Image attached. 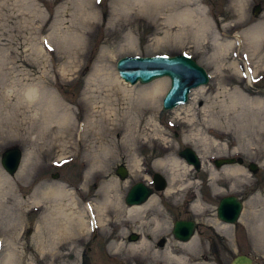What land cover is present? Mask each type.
<instances>
[{
  "label": "rangeland",
  "instance_id": "rangeland-1",
  "mask_svg": "<svg viewBox=\"0 0 264 264\" xmlns=\"http://www.w3.org/2000/svg\"><path fill=\"white\" fill-rule=\"evenodd\" d=\"M183 1L0 0V161L7 149L21 151L14 175L0 164V174L7 177L1 187L5 194L0 195L6 206L0 205V262L9 255V264H48L42 260L39 240L45 206L75 204L76 214L84 212L88 227L84 224L78 231L81 239L75 252L65 250L71 255L53 264H144L137 251L130 250L141 238L152 249L167 242L193 263L230 264L235 256L245 255L253 264H264V244L246 225L252 211L256 222H264V36L259 35L264 32V0ZM257 5L260 11L254 16ZM254 31L256 39L251 37ZM253 50L256 57L251 56ZM176 55L191 57L209 77L192 112L175 110L190 101L193 90L186 104L163 111L168 78L146 85L125 83L135 91L163 83L152 115L158 136L146 125L150 115H145L140 128H149L150 137H139L130 146L125 145L129 142L124 128L111 131L108 139L117 148L114 154L106 160H85L93 139L92 112L103 113L108 107L103 103L107 94L96 83L121 80L116 62L122 57ZM255 62L261 68L256 70ZM29 91L36 94L28 98ZM225 95L237 101L235 118L220 128L209 127L200 110L216 97L226 100ZM93 96L95 110L90 105ZM55 101L56 114L47 113L46 106ZM191 115L189 127L185 121ZM190 130H199L215 145L185 142ZM184 148L199 156V171L179 157ZM233 157L242 160L233 166L243 170L238 179L224 173L226 166L213 165L215 159ZM161 160L182 164L174 169V194L156 191L154 204L146 211L152 217L158 209L166 221V235L156 238L148 225L127 217L124 198L135 183L149 184L153 173L165 178L167 190L172 169ZM250 164L257 166L255 172L248 170ZM119 166L127 171L125 179L116 175ZM111 185L114 189L105 192ZM58 189L65 196L55 202ZM226 196H235L243 205L238 222L228 225V235L211 223L218 221L217 206ZM107 198L111 202L105 210ZM196 200L204 207L201 214L191 210ZM187 219L197 225L190 249L182 247L191 240L180 242L172 235L173 223ZM132 236L140 239L131 241ZM113 241L121 243L119 255L108 249Z\"/></svg>",
  "mask_w": 264,
  "mask_h": 264
},
{
  "label": "bare ground",
  "instance_id": "bare-ground-1",
  "mask_svg": "<svg viewBox=\"0 0 264 264\" xmlns=\"http://www.w3.org/2000/svg\"><path fill=\"white\" fill-rule=\"evenodd\" d=\"M179 1L184 2L183 0ZM262 34L264 36V32L259 33V35ZM251 37L253 39H256L258 37V32L254 31L253 33H251ZM224 46L226 47V45ZM256 55V50H253L251 52V56L256 57ZM253 64L256 70L261 68L257 62ZM248 72L249 71L247 69V73ZM249 73L247 75V79L251 81L252 76ZM121 80L109 81L105 79L100 84L96 83V86L107 94L105 96L106 101H103V103L108 105V107L106 112L103 113L100 110L92 112V119L89 122V125L94 130L92 133L93 139L92 142L87 145L86 151L83 155L85 160H106L114 154L117 148L108 139V135H110L111 131L124 128L126 131L124 137L126 140H128L127 142H129V144L125 143V145L130 146L131 142H134L139 137H150L151 135L150 133H148L149 128H147V131L145 128V130H141L140 128L142 118L145 115H150L146 120V125L152 128L154 132L153 136H158L155 130V125H153L154 119L152 115L155 112L156 104L159 101V96L156 95H160L162 93L163 83L160 81H156L144 89L135 91L132 87L127 86L128 83L125 84L126 82H124L123 80L122 82ZM119 93L121 96H119ZM203 93L204 91L202 86L194 89L191 94L190 101L185 106H180L175 111L184 109L188 113L192 112V107L199 102L200 97L203 95ZM35 94L36 93H31L30 91L27 92L28 98H31ZM225 96L226 100H219V97H216L214 98V101L207 103L201 108L200 111L203 116V121L209 127L210 125L214 124L215 126L220 128L222 124L230 123L234 120V114L236 112V109L238 108L237 101L234 100L231 95ZM94 98L95 96L92 97V102L90 104L93 106H91L92 110H95L97 108L95 107L97 101ZM57 105V101H55V104L52 106L47 105L45 108L46 112H52L53 114H56ZM118 105H124V107L119 110ZM56 119L59 120L58 118ZM62 121L64 120H60V122ZM193 121L194 118L191 115L185 121V123L190 127L193 126ZM263 124L262 126H264ZM43 135L45 136L46 133H44ZM183 140L185 142L197 141L203 145H215L216 143L215 141L208 142L206 139L201 137V133L199 130H190L189 133L184 136ZM159 163L169 164V166H171L172 171L171 173L167 174V179L169 180L170 185L168 186L167 190L165 189L166 191L164 190L163 192H165V194H174V192H172V185L174 184L175 178L177 177V173H175L174 171L178 169L182 163L176 160H161ZM234 165H226V168L223 169V171L232 179H238L240 177V173L243 172V170L237 167H233ZM222 167H225V165ZM213 174L214 173H211L212 178ZM3 182H7V177H3L0 174V195L1 193L3 194V192L5 194V190H1ZM113 187L114 186L111 185V187L107 188L105 192L109 191V189H114ZM54 195L55 198H53V201L57 202L56 197L62 198L65 196V193H63L61 189H58L57 191H55ZM4 199L5 198H3V202L2 204L0 203V205L6 207ZM110 202L111 201L109 198L105 199V202L102 205L105 210ZM153 204L154 200L150 199L146 204L142 206L126 208L125 214L128 218H138L142 226L148 225L150 235L157 238L158 236L166 235L167 226L165 219L161 218V212L158 209H156V213L152 215V217L147 215L146 211H148L149 208L153 206ZM120 205V202L116 203V206L120 207ZM75 210V204L69 206L67 205L65 207L59 204L45 206L44 212L41 216V236L39 237V240L41 242L42 260L47 261L48 264H53L58 259H64L67 256L73 254L75 252L77 243H79L81 239V234H79L78 231H82L84 229V224L88 227L87 222L84 221V212L80 211L78 212V214H76ZM191 210L195 214H201L204 210V207L198 200H196L191 204ZM18 215L21 216L20 210ZM255 218V213L253 211L250 212L249 219L247 220L246 225L248 226L250 235L256 240L259 239L260 242L264 244V222L258 223L255 221ZM193 221L195 222V220ZM9 222H7V224H10ZM101 223H103V221L98 222V224ZM211 223L218 232L224 235L229 234L228 225L230 224L222 223L219 220H213L211 221ZM194 244L195 242L193 239L190 242L186 243V245H184L182 248L190 249L193 248ZM108 249L110 251H114L116 255H119L122 246L121 243L113 241L109 244ZM65 250H67L71 254L63 253ZM130 250H136V257L142 261H145L144 264H212L207 261L193 263L184 253H182L178 249L171 247L167 242L160 249H152L151 245L144 238H141L135 246L131 245ZM9 258V255H6L3 261L0 262V264H9Z\"/></svg>",
  "mask_w": 264,
  "mask_h": 264
},
{
  "label": "water",
  "instance_id": "water-1",
  "mask_svg": "<svg viewBox=\"0 0 264 264\" xmlns=\"http://www.w3.org/2000/svg\"><path fill=\"white\" fill-rule=\"evenodd\" d=\"M260 11V6H255L253 10L254 16ZM116 71L120 79L134 86L136 84H149L157 79L168 78L170 81L163 100V111L172 110L180 105H184L188 101V95L191 90L201 86H205L209 77L207 72L199 66L193 59L186 55L176 56H149V57H122L116 62ZM187 165L193 167L195 171L201 168V162L198 155L191 148H184L178 153ZM241 159L223 158L216 159L214 165L220 168L226 165L241 164ZM0 164L8 175H14L21 164V151L18 148L6 150ZM257 166L250 164L248 170L255 172ZM116 175L120 179H125L127 171L123 166H119ZM53 178H57L54 175ZM153 183L156 191H163L166 188V180L158 173L153 175ZM151 190L142 183L134 184L128 191L125 203L127 206H138L143 204ZM242 203L235 196H227L222 198L217 206L216 215L219 221L234 225L237 223L241 211ZM196 224L193 221H176L173 224L172 234L176 240L188 242L193 237ZM131 241H136L137 237L132 236ZM251 258L245 255L235 256L230 264H252Z\"/></svg>",
  "mask_w": 264,
  "mask_h": 264
},
{
  "label": "flooded vegetation",
  "instance_id": "flooded-vegetation-1",
  "mask_svg": "<svg viewBox=\"0 0 264 264\" xmlns=\"http://www.w3.org/2000/svg\"><path fill=\"white\" fill-rule=\"evenodd\" d=\"M154 174V173H153ZM153 174H152V176H153ZM152 176H151V178H152ZM150 181V180H149ZM147 185V187L151 190V194L149 195V197L147 198V200H146V202L144 203V204H146L150 199H152V197H154L155 196V194H156V190H155V185L153 184V182H152V179H151V181L149 182V184H146ZM163 193V192H162ZM127 194V193H126ZM126 197V196H125ZM124 204H125V198H124ZM144 204H142V205H144ZM126 205V204H125ZM142 205H140V206H142ZM136 207H138V206H136ZM125 208H130V207H125ZM187 220H190V219H187ZM196 229H197V225H196ZM173 235V234H172ZM137 237V236H136ZM140 238H138L137 237V241L139 240Z\"/></svg>",
  "mask_w": 264,
  "mask_h": 264
}]
</instances>
